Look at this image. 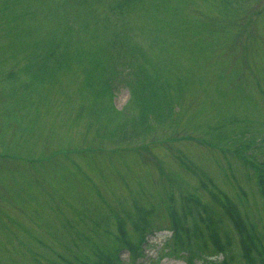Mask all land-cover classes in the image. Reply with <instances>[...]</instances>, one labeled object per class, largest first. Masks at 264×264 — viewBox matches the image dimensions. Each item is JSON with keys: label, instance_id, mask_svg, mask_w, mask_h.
I'll return each instance as SVG.
<instances>
[{"label": "rangeland", "instance_id": "rangeland-1", "mask_svg": "<svg viewBox=\"0 0 264 264\" xmlns=\"http://www.w3.org/2000/svg\"><path fill=\"white\" fill-rule=\"evenodd\" d=\"M66 1L0 0V264L93 260L119 225L137 234L140 214L153 232L137 262L220 264L211 244L197 246L210 261L171 244L172 209L180 216L195 200L212 218L228 203L237 208L258 254L264 0H131L121 12L109 7L117 0H69L97 36L81 32L44 64L33 42L60 27ZM23 3L32 4L30 34L18 21L29 13ZM120 56L125 67L111 63ZM113 68L135 83L132 92L122 80L103 81ZM164 97L173 110L158 120ZM227 228L232 251L242 249Z\"/></svg>", "mask_w": 264, "mask_h": 264}, {"label": "trees", "instance_id": "trees-1", "mask_svg": "<svg viewBox=\"0 0 264 264\" xmlns=\"http://www.w3.org/2000/svg\"><path fill=\"white\" fill-rule=\"evenodd\" d=\"M19 3L23 2V0H18ZM131 0H117L115 3H110V8H116L118 10L123 11L125 6L130 3ZM225 4L224 1H221ZM18 3V4H19ZM25 4V3H23ZM31 4V3H30ZM25 4L27 6L29 13L25 14L24 12H20L18 14V21L23 25V33L30 34L32 26L29 25L27 20H31L32 18V4ZM38 4V3H37ZM67 7L65 8L64 17H62L60 23H58L60 27H57L55 31L46 32L39 39L33 42V46L42 47L45 49L43 55H41V61L44 64H49L51 60L58 58L57 50L61 46H69L73 43L81 42L82 39L79 38L80 33L85 35L84 33L89 35V39L95 38L96 29H94L89 20L87 19V15H83L78 7H76V1L70 2L66 1ZM72 12L74 13V18L78 20L80 26L78 28H73V18ZM95 18H93L94 20ZM112 38V37H111ZM111 38H107L106 40H110ZM115 38V37H114ZM114 38L112 39L114 41ZM27 42L26 40H24ZM69 55L64 53L62 58L63 60H68ZM113 58V56H110ZM126 57L120 56L116 61H110L116 65L126 66L129 59H125ZM38 61V60H36ZM105 64L106 61H103ZM116 69H112L108 72V76L103 80L106 83L114 80H122L126 85L131 87V92L134 90L135 83H132L127 80V74L122 76L118 74ZM147 75H151L149 72H146ZM141 76V75H139ZM141 79L137 82L142 81ZM135 81V82H136ZM110 86V85H109ZM105 86V87H109ZM143 87V86H142ZM140 87V89H142ZM168 88V83H163L162 86V95H165L166 89ZM150 93V91H148ZM165 92V93H164ZM139 94L138 92L136 93ZM151 94V93H150ZM165 103L163 108H158L156 111L157 119L160 120L164 113L173 110L172 99L167 100L164 97ZM171 104V105H169ZM189 168H191L188 165ZM193 195L188 196L189 199L195 200L196 198H190ZM219 200V198L217 199ZM195 205L197 207L187 209V211H183L180 213V216L175 212L173 208L171 213L173 218L170 219L173 227L171 233V244L174 246H180L185 251H188L190 254H196L200 256V258L205 259V257L201 256L197 251V246L201 244H211L215 247L218 253H223V258L218 261L220 264H229L226 260L227 257L233 261L237 257L244 258L246 255L251 257V264H264V246L256 245L258 251L252 256L253 250L250 248L251 239L254 243V237L249 231V227H247L245 218L241 216L240 212H238L237 208L232 206V204L228 203L227 205L221 206L223 210L216 215L215 218H212V212L209 211L206 205L200 204L198 200H195ZM118 217H121L117 215ZM186 217H190V221L186 220ZM134 219V222L141 221L139 225L135 228V234L133 237H129L126 232L125 225H119L117 235L112 238L111 244L108 245L109 248L102 249L101 253L96 254L93 260L89 261H78L74 257L70 258L69 255L62 256L59 254V258L65 262L66 264H123V260L120 256V251L122 249H127L129 254V260L135 263V260L141 256L143 253L140 252L141 245L145 241V233L148 225L150 224L147 221V218L144 214L137 215ZM229 225H232L236 235L238 236V242L241 243L242 249H236L232 251V247L234 244V238L230 234V230L227 228ZM220 230L223 232V238L220 236ZM250 243V244H249ZM256 244V243H255ZM258 244H260L258 242ZM252 245V244H251ZM101 250V249H99ZM238 251V252H237ZM244 256V257H243ZM210 261V259H205ZM230 262V261H229Z\"/></svg>", "mask_w": 264, "mask_h": 264}]
</instances>
